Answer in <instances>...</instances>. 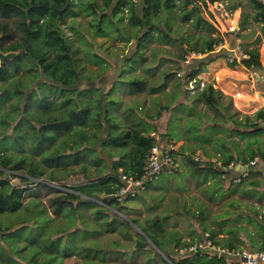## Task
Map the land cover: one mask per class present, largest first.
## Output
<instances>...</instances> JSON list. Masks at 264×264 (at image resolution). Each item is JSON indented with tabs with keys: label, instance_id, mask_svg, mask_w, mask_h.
<instances>
[{
	"label": "trees",
	"instance_id": "obj_1",
	"mask_svg": "<svg viewBox=\"0 0 264 264\" xmlns=\"http://www.w3.org/2000/svg\"><path fill=\"white\" fill-rule=\"evenodd\" d=\"M196 2L240 9L238 28L227 33L248 55L241 64L259 70L264 84L254 46L264 41L258 0H0V48L19 51L0 65V264H239L223 254L179 251L204 233L229 249L264 251V174L257 165L238 182L229 179L251 189L245 201L255 212L239 204L243 220L230 229L211 221L201 235L191 228L189 241L159 215L147 218L136 200L161 175L180 173L179 165L145 179L133 194L120 193L123 176L141 178L154 145L161 158L179 156L188 173L222 180L231 161H264V124L255 123L264 121V107L243 114L213 82L200 86L223 38ZM99 37L132 40V50L110 59ZM193 52L204 56L184 63ZM86 62L99 68L88 72ZM180 139L190 144L167 148ZM78 174L82 182H66ZM228 174L241 175L234 168ZM174 211L189 213L185 204ZM192 219L199 226L206 220L202 210ZM136 240L145 246L134 249Z\"/></svg>",
	"mask_w": 264,
	"mask_h": 264
},
{
	"label": "rangeland",
	"instance_id": "obj_2",
	"mask_svg": "<svg viewBox=\"0 0 264 264\" xmlns=\"http://www.w3.org/2000/svg\"><path fill=\"white\" fill-rule=\"evenodd\" d=\"M200 6L207 19L219 30L223 37L222 46L218 44L215 45L217 49L213 52H215L216 55L212 56V62L208 65V71L198 76L200 79V86L206 82H213L215 87L220 88L224 94L232 97L233 106L236 109L243 114L252 116L258 109L264 107V96L255 94L251 89H253L252 87L254 86V90H263L264 84L262 81H256L254 83L251 80L248 70L239 63V60H241L240 51L238 50L239 46L235 45V37L226 32L227 29L225 27H227V24H230L229 22L233 21L236 24V21H238V7H236L233 12H229L224 10L219 3L209 4L208 7H204L200 3ZM82 20L84 21V18H82ZM11 21L12 19L6 20L10 26ZM65 31L71 34L67 29H65ZM95 40L102 43V48L105 49V53L110 59H120V57L129 54L132 50V40L128 43L118 40L112 41L100 37L95 38ZM249 40L250 39H245V42ZM254 46L259 48V59L264 66V41ZM232 53L237 54V64L235 66H231L229 63L232 61L231 56L227 57V54L230 55ZM203 56L204 55L201 54L200 57ZM85 67L88 72H93L99 68L98 64L91 65L88 62L85 63ZM115 71V68H111L106 75L109 74V77L113 75ZM192 87H194V82L191 81L189 82V88L192 89ZM178 115L181 114L178 113ZM167 116L168 115L164 116L162 120L157 122L160 131L164 128ZM180 122H182V120H180ZM183 143L190 144V141L180 139L174 144L175 149H178ZM190 147L192 148V146ZM176 160V163L179 165L177 172L180 171V173H167L161 175L151 182L147 191L143 192L145 198H141V194L136 198L139 202V205H137L139 210L142 209L147 212V218L152 215H159L162 224L170 222L168 229H171V227L176 229L180 233L181 238L189 241L191 237L190 233H187V231L191 228L196 231L197 235H201L204 233L202 227L208 228L211 221L215 224L218 223V225H222L225 229H230L236 221L243 220V218L239 217L246 216L243 214L246 211L244 208L235 209L239 204H242V206L246 208L249 215L255 212V207L251 205V203L249 205L248 202L245 201L253 197L252 191H250L251 189H247L246 186L244 187L241 184L231 183L229 178L222 180L216 176L211 177L210 175L207 176L200 173H188V166L182 164L179 156H176ZM262 163L264 164V161L259 162L257 166ZM83 180V175L78 174L70 177L66 182L78 183ZM23 187H25V185ZM26 199L25 197L24 201H26ZM183 204H185V208L189 211L188 214L174 211L182 207ZM196 210H202L204 213V220L206 219L201 226H199L196 219H192L193 213ZM237 214H239V217ZM196 215L201 216L198 212H196ZM137 225L142 226L138 223ZM63 264L83 263L77 258H69L64 260Z\"/></svg>",
	"mask_w": 264,
	"mask_h": 264
},
{
	"label": "built area",
	"instance_id": "obj_3",
	"mask_svg": "<svg viewBox=\"0 0 264 264\" xmlns=\"http://www.w3.org/2000/svg\"><path fill=\"white\" fill-rule=\"evenodd\" d=\"M133 1L135 2L137 0H133ZM258 1L264 5V0H258ZM229 23L230 24H227V27H225L227 29L226 32L235 31L237 29V24H235V22L233 21ZM222 43L223 41L220 42L218 45L222 46ZM235 45L239 46L238 38L236 39ZM214 48H215L214 50L217 49L216 46ZM238 50L240 51V59L248 57L247 53H245L240 48V46L238 47ZM200 56L201 54H196L193 52L190 55L186 56L184 63H189L192 58L200 57ZM230 56L232 58V61H230L229 63L235 66L237 64V60H236L237 54L236 53H232L230 55L227 54V57H230ZM239 63L241 64V60H239ZM248 72H249V77L254 83L258 79L262 78L259 70H248ZM252 88L253 89H251V91L254 92L255 94H261L264 96V90H260V91L254 90V86ZM255 123L261 125V124H264V121L256 120ZM167 148L173 149L174 145L169 143L167 145ZM162 154H163L162 150H160V148L157 145L152 146L150 150V155L148 157L147 164L145 166V171L143 175L141 176V178L140 179H133V178L126 179L125 176H123V179L126 180V187L121 189L120 193L131 192L133 194L136 190V187L141 186L145 179L155 178L157 177V175H159L161 172H164L166 169L168 168L173 169L178 166V164L172 158L168 157V155H165V158H161ZM259 161L260 159L258 156H255L254 158H252L247 164L234 163L233 161H231L228 163V165L224 169V173L221 176L226 179L229 178L233 182H238L240 180V176H243L246 174L245 171L247 170V167L255 166L258 164ZM217 163L218 165H220V161H217ZM233 168L237 170L238 172H240L241 175L240 174H230L229 175L228 171H230ZM8 177L10 179V182L12 183H16L18 181V177L13 176V173L9 171H8ZM24 185L26 186V184H23L22 186ZM52 185L56 187L59 186L56 183H53ZM200 250L207 251L208 253H211V254H216L217 256L222 255V254L227 255L231 258L238 260L239 264H263L264 263V251H255V250H250L246 248L229 249L222 245H216L209 238L208 233H204L200 241L194 242L189 246L179 249L180 252H195V251H200Z\"/></svg>",
	"mask_w": 264,
	"mask_h": 264
},
{
	"label": "water",
	"instance_id": "obj_4",
	"mask_svg": "<svg viewBox=\"0 0 264 264\" xmlns=\"http://www.w3.org/2000/svg\"><path fill=\"white\" fill-rule=\"evenodd\" d=\"M195 6L201 8L200 6V3L196 2L195 3ZM2 34H0V42H1V39H2ZM19 54V51H7V52H3L0 48V65L4 62V61H7V60H11L13 59L14 57H16L17 55ZM145 242H141L139 240H136L135 244H134V249L135 248H138L140 246H145Z\"/></svg>",
	"mask_w": 264,
	"mask_h": 264
},
{
	"label": "crops",
	"instance_id": "obj_5",
	"mask_svg": "<svg viewBox=\"0 0 264 264\" xmlns=\"http://www.w3.org/2000/svg\"><path fill=\"white\" fill-rule=\"evenodd\" d=\"M237 20L238 21H236V24H237V28H238V25H239V21H240V9L238 8V17H237ZM249 30V29H248ZM257 33H259V30H257ZM212 159H214V158H212ZM259 162H261V161H259ZM258 162V163H259ZM259 170H261L262 172H263V174H264V164L262 163V164H260L258 167H257ZM264 264V263H263Z\"/></svg>",
	"mask_w": 264,
	"mask_h": 264
}]
</instances>
